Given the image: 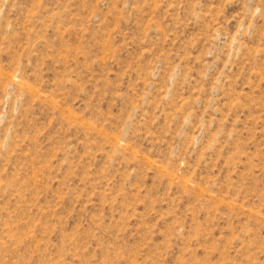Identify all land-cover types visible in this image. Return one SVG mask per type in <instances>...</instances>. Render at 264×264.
<instances>
[{
	"label": "rangeland",
	"instance_id": "374dc122",
	"mask_svg": "<svg viewBox=\"0 0 264 264\" xmlns=\"http://www.w3.org/2000/svg\"><path fill=\"white\" fill-rule=\"evenodd\" d=\"M0 264H264V0H0Z\"/></svg>",
	"mask_w": 264,
	"mask_h": 264
}]
</instances>
